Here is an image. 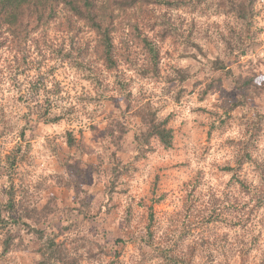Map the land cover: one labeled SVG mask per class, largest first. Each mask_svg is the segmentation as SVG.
Instances as JSON below:
<instances>
[{
    "label": "trees",
    "instance_id": "16d2710c",
    "mask_svg": "<svg viewBox=\"0 0 264 264\" xmlns=\"http://www.w3.org/2000/svg\"><path fill=\"white\" fill-rule=\"evenodd\" d=\"M258 1L0 0L1 53L16 54V63L25 65V69H33L35 62L29 61L33 52V60L54 57L78 69L89 70L97 85H102L103 74H113L115 90L128 104L131 89L137 88L139 92L136 105L118 107L125 120L118 116L105 121L97 139V163L84 159L86 148L72 132L62 137H43L40 151L57 157L65 175L52 170L48 173L62 177V186L74 195L71 205L59 202L57 197H46L49 177L33 175L26 180L17 177L21 166L35 167L34 138L27 135L33 129L30 119L53 127L64 121L66 115L54 111L45 94L28 101L24 95L5 94L0 86V264H14L22 252L33 255L32 264H113L104 255L119 260L129 242H134V233L140 242L136 247L140 259L136 262L159 260V264H193V258L199 253L198 245L201 247L204 243H188V247L195 248V253L186 260L181 246L185 243L184 236L192 232V229L186 231L187 224H192L190 214H199V220L207 225L218 222L212 209L217 201L226 203L225 191L210 192L205 204L183 205L178 214L169 215L163 221L155 218L153 208L143 200L135 204L129 198L123 203L117 199L127 194L138 160L173 146L172 115L163 113L160 99L170 98L173 104L180 102L187 92L186 83L192 82L194 88L204 84L202 80L193 82L203 71L209 81L204 85L201 99L225 77L231 79L235 88L228 110L221 107L211 111V130L225 132L240 127L245 131L240 142L232 143L238 145V153L235 165L227 168L231 177L226 187L253 200L255 205L264 206V146L259 145L264 134V112L248 106L251 99H259L264 104V80L259 83L254 76L242 79L233 73L227 62L230 58L236 62L255 51L257 43L254 41L259 34L254 23ZM219 15L226 18L223 25L216 22ZM185 23H188L187 28L183 27ZM202 31L217 34L220 48L210 51L209 43H205L207 38H203L207 35ZM83 33H91L90 41L76 43ZM164 53L171 59L166 70L162 68ZM91 55L101 63L102 76L100 69L86 68ZM188 61L194 64H187ZM36 72L34 69L33 75ZM31 88L38 94L45 90V85ZM21 119L24 122L19 123ZM64 148L66 153L59 157ZM122 153L129 154L130 158L124 160ZM50 157L45 159L48 165ZM248 165L258 173L260 187L239 176ZM47 169L40 171L44 173ZM99 184L103 185V191L96 203L90 195V187ZM196 194L199 193L195 191L194 196ZM198 200L200 197L195 198L196 202ZM121 205L125 224L120 236L110 245L105 241L101 243L98 235L106 234L107 230L104 226L103 231L96 234L89 218L98 219L101 211L109 212ZM96 206L97 215L92 214ZM59 220L62 227L55 230L54 223ZM101 222V219L97 221ZM248 234L249 231L243 238ZM260 243L254 235L232 252H238L236 254L242 258L258 251ZM118 245L123 246L120 251ZM207 250L206 257L210 260L214 250L223 252L222 248Z\"/></svg>",
    "mask_w": 264,
    "mask_h": 264
},
{
    "label": "rangeland",
    "instance_id": "374dc122",
    "mask_svg": "<svg viewBox=\"0 0 264 264\" xmlns=\"http://www.w3.org/2000/svg\"><path fill=\"white\" fill-rule=\"evenodd\" d=\"M255 11V29L259 33L258 38H256L257 41H254L257 43V46L254 44L255 51L248 52L246 56H241L236 59V62L233 58L227 62L233 73L240 75L242 79L248 80L254 76L256 81L261 83L264 80V0L258 1ZM216 19V22L223 25L226 18L219 15ZM183 27L187 28L188 23H185ZM202 32L207 35H203V38H207L205 43H209L210 51L215 52L216 49L220 48L217 34ZM91 36V33H83L80 38L76 39V43L90 41ZM167 47L168 44L165 45L164 52ZM134 50L138 51V48ZM34 57L35 54L31 52L29 61L35 63L32 71H30L25 69V65L21 66L18 62L16 63V54L1 53L0 50L1 90L5 94L14 96L24 95L28 101L35 100L39 95L45 94L52 109L57 113H64L66 119L58 126L53 127L35 123V118L30 119L33 129L27 135L29 138H34L32 155L33 161L35 159V167L21 166L17 171V177L25 180L26 177L33 175L49 177L46 182V197H57L59 202L73 205L74 195L62 186V177H53L48 173L52 170L65 175L64 169L59 166L57 157H50L49 153L40 151V143L43 137L46 135L62 137L65 133L72 132L86 148L87 154L84 159L97 163V139L106 125L105 121L108 117L115 118L118 116L121 120H125V116L121 115L118 107L125 109L127 105H136V97L139 96V92L137 88L131 89L133 92L131 102L128 104V101L115 90L113 74H103L102 85H97L90 77L89 70L78 69L72 66L70 62H63L54 57H47L46 59L37 57L38 59L33 60ZM162 57V68L166 70L171 59L166 53ZM86 64H88L86 68L100 69L99 75L102 76L104 69L94 56L91 55ZM187 64H194V62L188 61ZM34 69L37 72L33 75ZM216 73L219 74L220 72ZM36 79L39 82H35ZM196 80H202L204 84L194 88L192 82L186 83L187 92L180 102L173 104L170 98L160 99V105H163L164 108L163 113L167 115L171 113L172 115L170 126L174 130L173 146L167 151L160 149L146 158L138 160L135 164L137 170L128 192L126 195H119L120 198L117 199V202L123 203L129 198L137 204L143 200L153 208L155 218L163 221L169 215L178 214L183 209V205L189 206L196 203L194 205L196 207L197 203L201 205L204 202L210 192L216 194L225 191L226 203L217 201L212 209L215 218H218V222L207 225L204 220H199V214H190L192 224H187L186 231L192 229V232L190 231L187 236H184L185 243L181 246V250L186 254V260L192 258L195 253V248L188 247V243L195 241L198 245V242L202 241L204 244L201 247L198 245L199 253L193 258V264H264L262 262L264 261V206H257L253 200H248L237 191L226 187L228 179L231 177L227 168L235 165L238 153V145L232 143L233 141L240 142L245 131L236 127L221 132L218 129L211 130L210 125L211 111H217L221 107L229 109L230 101L235 95L234 84L231 79L225 77L221 84L210 91L204 99H201L204 85L207 80L209 81V78L203 71L193 82ZM39 84L45 85V90H41L37 94L31 86ZM39 100H41V96ZM248 106L264 112V104L259 99L249 100ZM21 110L25 113V106H22ZM22 122L24 121L21 119L19 123ZM94 126L97 127L95 128L96 131H93ZM259 145L264 146V134L260 137ZM66 151L67 149L64 148L59 157H63ZM257 155L261 157V155ZM49 157L51 162L48 165L45 159ZM121 157L127 161L130 155L122 153ZM45 167L48 169L42 173L40 169ZM244 168L239 176L245 178L248 183L260 187L259 175L255 169L251 165ZM102 191V184L90 187V195L96 203L100 201ZM195 191L199 194L194 196ZM196 197H200L197 202L195 201ZM45 202L46 200L41 206ZM121 207L122 205L109 212L101 211L98 214V219L96 217L89 218L92 219L96 234L103 231L102 227L104 226L107 230L106 234L98 235L101 243L105 241L110 245L120 236L125 224V220L121 216L124 207ZM207 211L211 212L210 209ZM97 213L98 207L96 206L93 208L92 214L97 215ZM100 219L102 222L97 223ZM61 227L60 220L54 223L53 228L55 230H60ZM247 231L250 234L243 238ZM134 235L137 236L136 233ZM254 235L261 241L257 247L258 251L255 250L252 254L242 258L238 252H236L238 254L232 252L237 250L243 241L254 237ZM136 236L133 238L134 242H129L119 260L111 255L105 254L104 256L113 264H159V260H154L151 263L136 262L140 259L136 248L140 242ZM122 247L118 245L117 249L120 251ZM208 248H222L223 252L214 250L212 260H210L206 257ZM243 260L244 262H242ZM32 261V254L22 252L14 264H32ZM97 264L102 263L98 262Z\"/></svg>",
    "mask_w": 264,
    "mask_h": 264
}]
</instances>
